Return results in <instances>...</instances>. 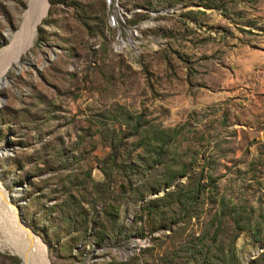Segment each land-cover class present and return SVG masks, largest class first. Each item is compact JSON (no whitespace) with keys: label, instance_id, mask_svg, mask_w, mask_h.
I'll use <instances>...</instances> for the list:
<instances>
[{"label":"rangeland","instance_id":"obj_1","mask_svg":"<svg viewBox=\"0 0 264 264\" xmlns=\"http://www.w3.org/2000/svg\"><path fill=\"white\" fill-rule=\"evenodd\" d=\"M28 1L0 0V50L10 48L0 57V199L49 263L185 264L208 249L210 264H244L264 246V0H48L20 50L11 42ZM164 136L146 199L169 191L162 182L178 170V182L202 178L205 189L184 221L174 201L172 223L143 226V200L102 161L119 138L123 160L148 155L137 140ZM85 172L99 186L78 185ZM105 183L119 215L107 241L92 222ZM4 219L0 264H25Z\"/></svg>","mask_w":264,"mask_h":264},{"label":"trees","instance_id":"obj_2","mask_svg":"<svg viewBox=\"0 0 264 264\" xmlns=\"http://www.w3.org/2000/svg\"><path fill=\"white\" fill-rule=\"evenodd\" d=\"M131 129L133 134H137L140 131L141 124L139 122V118L136 119ZM144 138L146 137L137 140L136 145L141 146L142 151L148 154L146 157L142 154V152H138L134 156V158H127V154H125L123 160H118L120 158L119 149H121V147L123 146L124 141L123 138H119L116 143L111 144V150L102 161L103 165L101 167L104 173L107 175V178L112 175L113 171H120L124 178V183H121L120 186H129V191L135 193L140 199L143 200L144 203L142 204L140 210H138V219L143 222V226H145L146 223L144 219H146L147 217L151 220L156 219L157 221H161L162 223H164L165 221L164 225H167L166 223L169 222L172 223L174 216L171 215V213H173L171 203H173L174 201V203H179L180 210L182 207V214L180 215L181 218H183L181 219V221H184L185 217H188V212L192 210L190 209V207L192 206L193 202L199 199V197H201V195L203 194L205 186L200 184L202 178L196 179V187L189 189V183L178 182L179 180L175 179L178 173L181 174V170H178L177 172L169 174L167 178L162 182L165 183L166 187H171L169 191H167L161 196H157L153 199L147 200L145 193L146 182L144 181V179L146 177H149L150 175L152 176V174L157 171L158 168L163 167L165 165L166 161L164 162V157L167 150L166 148L164 149V147H166L169 142H162L167 140L166 136L159 140L158 143H161V145H157L154 143L158 141L157 139H147V141H145ZM182 173L184 172L182 171ZM200 176L202 177L201 174ZM87 178L89 179L87 180ZM191 178L192 177L189 175V178H187V182H189ZM91 180L92 178L90 176V173L85 172L84 178L80 183H78V185H80L83 189L84 186H88V184H91L92 186H99V184H95V182H91ZM100 186L104 188L102 189L103 193L98 196V199H96L95 201H101L103 203L102 212L101 216H96L94 220L92 219V222H95L97 226L100 224L102 230L94 232L93 237H95L97 240H101L106 237L107 241L109 236L106 235L112 233L114 230L116 231L117 227L119 226V215L117 207L118 203H115L114 198L111 197V193L109 192V186L107 185V183L102 185L100 184ZM124 190H126V187L124 188ZM66 206H70V203L67 201H63L61 204H59L61 211ZM222 207H224V205H222ZM95 215L98 214L96 213ZM92 216L93 215H91V217ZM62 217L67 218L68 221H71L70 214H68L67 211L62 213ZM102 217L104 218L105 222L102 221ZM82 220L85 227L87 219L82 218ZM147 223H149L148 220ZM149 227H151L149 228V231H153V228L158 226H156V224L154 223H150ZM244 228L245 226L240 227V231ZM120 233H122L121 230ZM139 234L141 236H144L143 231H140ZM236 236L237 233L234 235V238ZM201 239L202 237H199L198 241H202ZM191 252H194V254H191L193 255V257L189 256L187 260H185V264H210L209 258L211 259L212 255L208 253V249L202 250L200 251V253L192 249ZM198 254H200V256H198ZM10 258L15 260L14 257ZM134 258L136 259L137 257ZM131 259L126 262H119L115 264H133L130 263ZM247 264H264V252L258 253L254 257V259H252V261L250 260Z\"/></svg>","mask_w":264,"mask_h":264},{"label":"bare ground","instance_id":"obj_3","mask_svg":"<svg viewBox=\"0 0 264 264\" xmlns=\"http://www.w3.org/2000/svg\"><path fill=\"white\" fill-rule=\"evenodd\" d=\"M47 1L48 0L28 1V8L23 14L18 31L13 35L11 46H18L20 50L24 48L28 33ZM9 50L10 48H2L0 50V57L2 55L6 56ZM1 197L3 199H0V204L3 205V209H1L0 212L13 232V241L9 246L22 257L25 264H50L45 249L38 239L39 236L37 237L31 230L22 225L16 208L8 205L5 195Z\"/></svg>","mask_w":264,"mask_h":264},{"label":"water","instance_id":"obj_4","mask_svg":"<svg viewBox=\"0 0 264 264\" xmlns=\"http://www.w3.org/2000/svg\"><path fill=\"white\" fill-rule=\"evenodd\" d=\"M156 12H159V11H156ZM22 186H23V185H22ZM11 198H13V195H11ZM20 215H22L21 212H20ZM262 251H264V246H263L262 244L257 245L256 250L253 251V252H251V253L249 254V258L245 259V263H244V264H247V263L249 262V260L254 259V257H255L258 253H260V252H262Z\"/></svg>","mask_w":264,"mask_h":264}]
</instances>
